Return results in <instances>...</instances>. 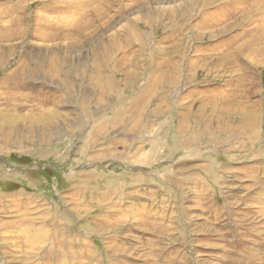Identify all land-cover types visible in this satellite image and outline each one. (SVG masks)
Returning <instances> with one entry per match:
<instances>
[{
    "label": "rangeland",
    "instance_id": "374dc122",
    "mask_svg": "<svg viewBox=\"0 0 264 264\" xmlns=\"http://www.w3.org/2000/svg\"><path fill=\"white\" fill-rule=\"evenodd\" d=\"M0 264H264V0H0Z\"/></svg>",
    "mask_w": 264,
    "mask_h": 264
},
{
    "label": "bare ground",
    "instance_id": "6f19581e",
    "mask_svg": "<svg viewBox=\"0 0 264 264\" xmlns=\"http://www.w3.org/2000/svg\"><path fill=\"white\" fill-rule=\"evenodd\" d=\"M7 142V141H6ZM86 229L87 230H89V228L88 227H86ZM36 233V232H35ZM168 234V233H167ZM35 238H36V240L39 238V234L38 233H36V236H35ZM63 241V240H62ZM72 241V240H71ZM83 241V240H82ZM84 242V241H83ZM30 243V242H29ZM86 243H88V242H86ZM69 244V243H68ZM31 245V244H30ZM70 245H72V244H70ZM87 256V255H86ZM74 257V256H73ZM78 257H81V256H78ZM85 257V256H84ZM92 257V256H91ZM72 262V261H71ZM75 262V261H74ZM73 262V263H74ZM68 263V262H67Z\"/></svg>",
    "mask_w": 264,
    "mask_h": 264
},
{
    "label": "crops",
    "instance_id": "0c3cea01",
    "mask_svg": "<svg viewBox=\"0 0 264 264\" xmlns=\"http://www.w3.org/2000/svg\"><path fill=\"white\" fill-rule=\"evenodd\" d=\"M23 255H25V254H23Z\"/></svg>",
    "mask_w": 264,
    "mask_h": 264
}]
</instances>
